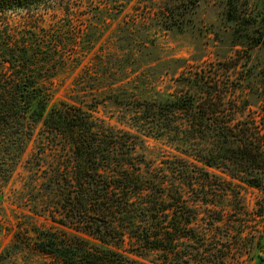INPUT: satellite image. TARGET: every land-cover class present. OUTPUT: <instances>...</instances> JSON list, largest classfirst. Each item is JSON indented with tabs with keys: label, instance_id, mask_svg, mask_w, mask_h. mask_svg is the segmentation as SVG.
Returning <instances> with one entry per match:
<instances>
[{
	"label": "rangeland",
	"instance_id": "rangeland-1",
	"mask_svg": "<svg viewBox=\"0 0 264 264\" xmlns=\"http://www.w3.org/2000/svg\"><path fill=\"white\" fill-rule=\"evenodd\" d=\"M120 3L121 11H115L112 19L105 10L93 16V8L104 9V0H85L84 11L81 8L71 16L64 8L48 12L42 7L11 17L20 27L27 16L44 12L43 26L58 28L74 20L75 28L83 29L74 52L78 62L52 79L48 108L62 102L80 106L97 124L134 136L135 157L144 160L142 176L162 186L163 250L145 249L128 235L111 247L133 264H264L260 255L264 252V185L248 183L230 163L206 166L200 155L207 153V147L195 136L153 133V125L143 123V111L134 104L135 100L165 103L191 90L187 84L191 71L219 67L221 81L233 82L228 107L237 120L259 125L264 45L244 47L242 35L235 34L236 25L227 20L226 0H198L195 7L187 0ZM168 8L175 15L165 20ZM238 10L249 22L257 21L250 29L242 27L255 36L264 19V0H238ZM239 51L247 57L223 71L227 66L218 64L229 62ZM73 165L69 143L42 121H30L18 137L0 134V264H63L34 249L35 227L66 231L99 244L51 217L61 219L58 202Z\"/></svg>",
	"mask_w": 264,
	"mask_h": 264
},
{
	"label": "trees",
	"instance_id": "trees-1",
	"mask_svg": "<svg viewBox=\"0 0 264 264\" xmlns=\"http://www.w3.org/2000/svg\"><path fill=\"white\" fill-rule=\"evenodd\" d=\"M120 1L104 0V9L93 8V16L105 10L114 18L115 11H121ZM226 2L227 20L236 25L235 34L242 35L244 47L249 50L264 45V19L258 23L261 28L255 36L244 33L247 30L242 27L250 29L257 21L240 16L238 0ZM189 3L195 7L198 0H187ZM42 7L48 12L64 8L71 16L81 8L84 11L85 0H0V134L18 137L30 121H42L50 132L69 143L73 173L71 178L65 177L58 202L61 219L53 214L51 217L55 223L92 236L99 244L66 231L39 227L32 229L31 242L36 251L63 264H133L111 246L128 235L145 249L163 250L160 215L164 211V191L158 181L142 176L144 160L135 157L138 143L134 136L97 124L80 106L62 102L48 108L52 79L78 62L74 52L81 44L83 29L75 28L74 20L58 28L43 26L44 12L27 16L20 27L11 20L24 9L41 11ZM166 10L169 16L164 14L165 20L175 15L172 9ZM86 29L90 30L89 26ZM246 57L239 51L235 58L218 65H226V72ZM220 72L213 66L191 71L187 80L190 91L165 103L135 100L134 104L143 111V123L153 125V133L195 136L207 147V153L200 155L206 166L230 163L248 183L264 185V100L259 125L237 120L227 100L234 91L233 82L221 81Z\"/></svg>",
	"mask_w": 264,
	"mask_h": 264
},
{
	"label": "water",
	"instance_id": "water-1",
	"mask_svg": "<svg viewBox=\"0 0 264 264\" xmlns=\"http://www.w3.org/2000/svg\"><path fill=\"white\" fill-rule=\"evenodd\" d=\"M260 255H261V256H264V252H261Z\"/></svg>",
	"mask_w": 264,
	"mask_h": 264
}]
</instances>
